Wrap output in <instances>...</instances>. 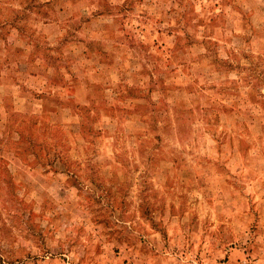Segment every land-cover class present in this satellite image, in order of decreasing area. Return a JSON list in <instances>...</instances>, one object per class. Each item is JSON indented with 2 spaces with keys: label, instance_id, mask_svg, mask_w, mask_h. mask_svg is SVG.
Returning <instances> with one entry per match:
<instances>
[{
  "label": "rangeland",
  "instance_id": "obj_1",
  "mask_svg": "<svg viewBox=\"0 0 264 264\" xmlns=\"http://www.w3.org/2000/svg\"><path fill=\"white\" fill-rule=\"evenodd\" d=\"M0 264H264V0H0Z\"/></svg>",
  "mask_w": 264,
  "mask_h": 264
}]
</instances>
